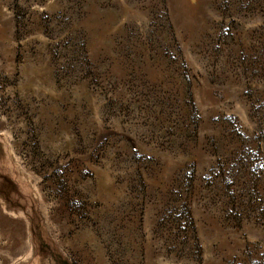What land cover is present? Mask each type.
<instances>
[{
	"label": "rangeland",
	"instance_id": "374dc122",
	"mask_svg": "<svg viewBox=\"0 0 264 264\" xmlns=\"http://www.w3.org/2000/svg\"><path fill=\"white\" fill-rule=\"evenodd\" d=\"M0 132L71 264H264V0H0Z\"/></svg>",
	"mask_w": 264,
	"mask_h": 264
},
{
	"label": "trees",
	"instance_id": "16d2710c",
	"mask_svg": "<svg viewBox=\"0 0 264 264\" xmlns=\"http://www.w3.org/2000/svg\"><path fill=\"white\" fill-rule=\"evenodd\" d=\"M0 197L6 206L21 213L29 223L34 259L46 264L47 257L56 264H71L50 238L44 236V217L34 192L22 177L20 167L11 154L6 134L0 132Z\"/></svg>",
	"mask_w": 264,
	"mask_h": 264
}]
</instances>
